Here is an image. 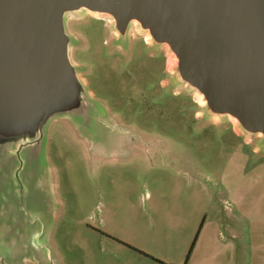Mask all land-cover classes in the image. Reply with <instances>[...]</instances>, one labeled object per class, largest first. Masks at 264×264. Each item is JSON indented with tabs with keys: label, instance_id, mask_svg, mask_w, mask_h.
Here are the masks:
<instances>
[{
	"label": "rangeland",
	"instance_id": "374dc122",
	"mask_svg": "<svg viewBox=\"0 0 264 264\" xmlns=\"http://www.w3.org/2000/svg\"><path fill=\"white\" fill-rule=\"evenodd\" d=\"M63 24L100 110L52 117L33 174L0 175V264H264L262 135L198 103L136 21Z\"/></svg>",
	"mask_w": 264,
	"mask_h": 264
},
{
	"label": "water",
	"instance_id": "95a60500",
	"mask_svg": "<svg viewBox=\"0 0 264 264\" xmlns=\"http://www.w3.org/2000/svg\"><path fill=\"white\" fill-rule=\"evenodd\" d=\"M79 9L110 15L121 38L136 21L168 46L179 78L210 113L230 115L264 139V0H0L3 182L22 170L33 174L52 117L95 125L87 117L100 109L91 110L95 103L70 62L63 24Z\"/></svg>",
	"mask_w": 264,
	"mask_h": 264
},
{
	"label": "bare ground",
	"instance_id": "6f19581e",
	"mask_svg": "<svg viewBox=\"0 0 264 264\" xmlns=\"http://www.w3.org/2000/svg\"><path fill=\"white\" fill-rule=\"evenodd\" d=\"M149 38V37H148ZM148 38H147V36H146V41H147V43L149 42L148 41ZM167 68H168V70H172L173 69V66H174V61H175V59H174V56L171 54V53H168L167 54ZM194 97H195V100L198 102V103H200V104H204V100H203V98H202V96L199 94V93H197L196 91H194ZM231 120H232V122L234 123V124H237L236 123V119L235 118H233V117H231Z\"/></svg>",
	"mask_w": 264,
	"mask_h": 264
},
{
	"label": "flooded vegetation",
	"instance_id": "af4514ba",
	"mask_svg": "<svg viewBox=\"0 0 264 264\" xmlns=\"http://www.w3.org/2000/svg\"><path fill=\"white\" fill-rule=\"evenodd\" d=\"M144 42H145L146 44H148L147 41H146V39H144ZM145 43H144L143 45L146 47ZM132 52H133V51H132ZM144 92H145V91H144ZM144 99H145V98H144Z\"/></svg>",
	"mask_w": 264,
	"mask_h": 264
},
{
	"label": "crops",
	"instance_id": "0c3cea01",
	"mask_svg": "<svg viewBox=\"0 0 264 264\" xmlns=\"http://www.w3.org/2000/svg\"><path fill=\"white\" fill-rule=\"evenodd\" d=\"M193 264V262H191ZM194 264H197V263H194ZM230 264V263H229Z\"/></svg>",
	"mask_w": 264,
	"mask_h": 264
}]
</instances>
